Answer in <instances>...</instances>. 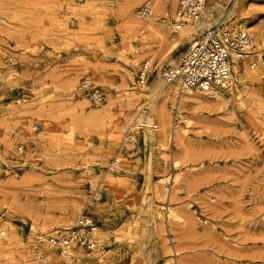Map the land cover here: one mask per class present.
Returning <instances> with one entry per match:
<instances>
[{"label": "rangeland", "instance_id": "1", "mask_svg": "<svg viewBox=\"0 0 264 264\" xmlns=\"http://www.w3.org/2000/svg\"><path fill=\"white\" fill-rule=\"evenodd\" d=\"M139 1L0 0V238L7 227L15 236L0 248V264H62L47 259L40 227L60 219L74 227L82 216L104 236L77 264H264V83L239 84L240 94L232 86L218 101L195 91L184 102L194 120L188 135L176 139L169 124L171 138L152 152L139 117L165 103L180 118L166 81L153 89L159 59L178 65L189 47L174 50L149 37L155 61L139 92L130 78L138 82L145 60L138 63L125 45L144 42L132 33L133 18L148 21L140 12L149 1L171 15L172 0ZM224 1L232 10L235 0ZM242 5L224 26L245 19L264 55V0ZM170 206L182 220L168 221Z\"/></svg>", "mask_w": 264, "mask_h": 264}, {"label": "bare ground", "instance_id": "2", "mask_svg": "<svg viewBox=\"0 0 264 264\" xmlns=\"http://www.w3.org/2000/svg\"><path fill=\"white\" fill-rule=\"evenodd\" d=\"M128 1V0H127ZM145 1V0H144ZM147 1V0H146ZM162 1V0H161ZM246 0H235V2L233 3L234 7L232 10H228L223 2H225L224 0H210L208 1V4L206 5L205 7V11L197 18L191 20L189 23H187V25L183 28H181L180 30H176L175 28V25L172 24L171 22H169V18L171 19V17L174 18V21H177V15H176V12H177V7H178V0H172V14L171 15H167V14H164V12H161L163 13L162 15H159L161 13H158L157 11H160L157 9V5H159L158 3L155 4V6L152 7V3L154 1H149V2H143L144 4L143 5H146L144 8L145 9H150L152 10V12L154 13L155 17H152L150 20L148 21H142V20H139L137 18H133V25L131 26L132 27V33L135 34V33H140L141 35H144V38H143V43L140 47H136L134 46L133 44H131V42H128V43H125L123 41V43H125V45L128 44V53L129 54H132V58L133 59H139L140 60H145L143 63H147L148 65H151V63L153 64V62L155 61V54H156V51H153V47L149 46V41L147 40L149 37H154L157 41H160V43L162 44V46L165 44V45H168L170 48L174 49L178 46H181V45H188V47L190 48V46L194 43L195 40H197L200 36H203L207 33L208 30H210L211 28L213 27H216L218 26L219 24H225L227 21H231L233 19V16L238 12V11H241L243 9V5L242 3L245 2ZM138 2L140 4V6L142 5V1H139ZM248 2V1H247ZM133 3V2H132ZM135 3V2H134ZM133 3V4H134ZM137 3V4H139ZM125 4V3H124ZM161 4V2H160ZM247 4V3H246ZM252 3H250L251 5ZM232 5V6H233ZM132 6V5H131ZM130 6V7H131ZM248 6V5H247ZM129 7V6H128ZM136 7V6H134ZM167 7V6H166ZM250 7V6H249ZM125 8V7H124ZM157 9V10H156ZM250 9V8H249ZM124 10V9H123ZM132 10V9H131ZM166 11V9H165ZM123 12V11H122ZM125 13V12H124ZM131 16H137L138 14L133 10L130 12ZM242 15V14H241ZM238 16V15H237ZM236 16V17H237ZM244 16V15H243ZM253 17V16H252ZM256 17V16H254ZM235 18V17H234ZM238 19V18H237ZM236 19V20H237ZM253 19V18H252ZM251 18L249 20H252ZM128 20V19H127ZM241 21L243 23H237L236 26H238V29H241L242 31H244L245 33L249 34L250 36H252V38H254V36L252 35V33H250L249 31V27H250V23H247L245 22V19L241 18ZM250 22V21H249ZM253 22V21H252ZM256 23V22H255ZM257 25V24H256ZM125 26V25H124ZM255 26V25H254ZM126 28V27H125ZM251 29V28H250ZM126 30V29H125ZM252 30V29H251ZM131 32V31H130ZM130 32H129V35H130ZM124 35V34H123ZM133 37V36H132ZM130 38H131V35H130ZM262 38V37H260ZM123 39V38H122ZM152 39V38H151ZM255 39V38H254ZM127 40V39H126ZM131 40V39H130ZM135 41V40H134ZM148 41V42H147ZM137 42V41H136ZM140 42H141V38H140ZM122 43V44H123ZM153 44V42H152ZM263 44V43H262ZM124 45V47H125ZM156 45V44H155ZM257 45L259 44H256V49H254V51H252V53H257V48H259ZM160 47V46H159ZM164 48V47H162ZM159 49V48H157ZM165 49V48H164ZM168 49V48H167ZM260 49V48H259ZM155 50V49H154ZM163 50V49H160V51ZM175 50V49H174ZM189 50V49H188ZM123 51V50H122ZM164 52L165 51H168V50H163ZM163 52V53H164ZM124 53L121 52V54ZM161 53L160 52V56H161ZM166 53V52H165ZM170 53V52H169ZM124 55V54H123ZM169 55V54H168ZM165 56V55H164ZM163 56V60L159 59L160 63L158 64V75H157V79H156V82L154 83V91L157 92V90L163 88V84H165V81H166V84L167 86L170 87V91L172 94H174V96H176V102H177V105H176V110H177V114L178 116H180V118L178 119H173V116L171 117L168 112L166 111V104H160L158 103V105H156L155 107H153V109H150L149 111L147 112H144L140 117H139V124L138 125H141L143 128H146L147 130V133H148V141H149V145L151 147V150L153 152V146L159 141H165V139H169L171 138V133H169V129H168V125L171 124L172 125V129L171 132H172V135L174 137H177L179 136H183L185 139L186 135H188V130L193 126L194 124V120L191 119V118H188L187 116H185V112L186 109H187V106L184 105V102H185V98L187 97H193L194 96V93L195 91H198L201 90L203 91V93H206L208 95H211L213 96L214 98L212 99H217L216 101L218 100H222L224 99L226 96H228L229 92L233 91V88H231L232 86L235 87V90L240 91L239 89V84L243 85L245 83H247L248 81H251L252 84L253 82L255 81H258V80H262L263 82V78H264V59L263 58H256V60L253 59V56H248L244 63L242 65H236L235 68H234V74H233V79H232V83L231 85H226L224 87H221V86H215V85H209V86H205V87H196V88H187V87H182L179 83L178 80L176 81H173V82H169L167 80V69L170 67V70L169 71H172V70H176L179 66V64L177 65V63L175 62V59L174 58H165ZM180 59V58H179ZM127 60V59H126ZM135 60H132V64L134 63L135 64ZM157 60V59H156ZM250 60H253L251 62H249ZM138 62V60H136ZM157 62V61H156ZM155 62V63H156ZM127 63V62H126ZM125 63V64H126ZM139 63V62H138ZM131 64V63H130ZM128 64V65H130ZM133 64V67H136L137 65H134ZM127 66V65H126ZM168 71V72H169ZM130 73V72H129ZM128 73V74H129ZM132 73V72H131ZM240 73V74H239ZM132 75V74H131ZM134 75V74H133ZM131 82L133 83V85L135 86V88L137 90H139V92H142L143 95H144V92H146V86L143 85L141 86L137 80L135 79L134 76H131ZM166 79V80H165ZM77 82V80L75 81ZM87 82H89L87 80ZM125 82H126V79H125ZM165 84V85H166ZM147 85V84H146ZM164 85V86H165ZM122 86V85H121ZM145 86V87H144ZM78 87V86H77ZM127 87V86H126ZM125 87V88H126ZM246 87V86H245ZM75 88V87H74ZM122 88V87H121ZM129 88V87H128ZM247 88V87H246ZM123 89H124V86H123ZM254 89V88H253ZM252 89V90H253ZM131 90V89H130ZM129 90V91H130ZM136 90V91H137ZM244 90V89H243ZM247 90V89H246ZM245 90V91H246ZM256 90V89H255ZM125 91V90H124ZM249 91V90H248ZM254 91V90H253ZM152 92V91H151ZM202 93V92H201ZM232 93V92H231ZM230 93V94H231ZM127 94V92H126ZM155 94V93H154ZM197 94V93H196ZM240 94V93H239ZM244 94V93H243ZM242 94V95H243ZM254 93L252 92V95ZM129 95V94H128ZM127 95V96H128ZM141 95V94H140ZM146 95V94H145ZM162 95V94H161ZM171 95V94H170ZM198 95V94H197ZM196 95V96H197ZM249 95V94H248ZM255 95V94H254ZM139 96V95H137ZM149 96V95H148ZM206 96V95H205ZM233 96V95H232ZM245 96V95H244ZM247 96V95H246ZM259 96V94L257 95ZM145 97V96H144ZM157 97V96H156ZM164 97V96H163ZM162 97V98H163ZM239 97V96H237ZM260 97V96H259ZM258 97V98H259ZM136 98V97H134ZM152 98V97H151ZM155 98V97H154ZM162 98H161V101H162ZM200 98V97H199ZM205 98V97H204ZM249 98V97H248ZM256 98V97H254ZM138 99V98H137ZM145 99V98H144ZM164 99V98H163ZM171 99V98H170ZM203 99V98H202ZM201 99V100H202ZM211 99V100H212ZM119 100V99H118ZM130 100V99H129ZM134 100V99H133ZM154 100V99H153ZM210 100V101H211ZM261 100V99H259ZM120 101V100H119ZM132 101V100H131ZM166 101V100H165ZM215 101V100H214ZM224 101V100H223ZM264 101V100H262ZM156 102V101H155ZM189 102V101H188ZM191 102V101H190ZM222 102V101H221ZM226 102V101H225ZM243 102V101H242ZM163 103V102H161ZM259 103V102H258ZM176 104V103H175ZM188 104V103H187ZM190 104V103H189ZM260 104H263L260 102ZM259 105V104H258ZM264 105V104H263ZM152 108V107H151ZM107 110V109H106ZM196 111V110H195ZM106 112V111H105ZM188 113V112H187ZM195 113V112H194ZM137 114V113H136ZM171 117V118H170ZM191 117V116H189ZM128 119V118H127ZM132 120V119H131ZM138 121V120H137ZM182 123H185V127H182ZM132 125V123H131ZM170 127V125H169ZM140 128V127H138ZM172 136V137H173ZM147 137V136H146ZM180 138V137H179ZM146 139V138H145ZM171 140V139H170ZM179 140V139H178ZM177 140V141H178ZM169 141V140H168ZM171 142V141H170ZM174 142V141H173ZM179 142V141H178ZM164 144V142H163ZM168 144V143H167ZM182 144V143H181ZM185 144V142H184ZM159 145V144H158ZM175 145H178L177 143ZM180 145V144H179ZM161 147V146H160ZM177 147V146H176ZM181 147V145L179 146V148ZM184 147V145H183ZM165 150V152L168 150L167 146H164L163 147ZM178 148V147H177ZM182 148V147H181ZM11 149V148H10ZM175 156L173 155V158ZM151 158V157H150ZM178 159L179 156H176L175 159ZM181 158V157H180ZM165 159V158H164ZM177 159L175 161H177ZM118 161V160H117ZM174 161V159H173ZM124 162V161H123ZM149 162H151L149 160ZM129 163V162H128ZM167 164V163H166ZM178 164V163H177ZM122 165V164H121ZM120 165V166H121ZM126 165V164H125ZM119 166V167H120ZM123 166V165H122ZM118 167V166H117ZM119 169V168H118ZM116 170V169H115ZM119 172V171H118ZM126 172V170H125ZM120 174V173H119ZM180 181H178L179 183ZM12 183V182H11ZM174 183V182H173ZM163 189V188H162ZM161 189V190H162ZM1 190V189H0ZM171 189H169V194H167V196H169V201L171 200V196H172V191H170ZM3 192V191H2ZM158 192V191H157ZM167 192V191H166ZM183 192V191H182ZM9 193V192H8ZM177 193V192H176ZM3 194V193H2ZM7 194V193H6ZM10 194V193H9ZM8 194V195H9ZM11 195V194H10ZM166 195V194H165ZM10 197V196H9ZM158 197V196H157ZM174 197V196H173ZM152 198V197H151ZM176 198V197H174ZM161 199V197H160ZM167 199V198H166ZM1 200V199H0ZM9 200V199H8ZM60 200V199H59ZM162 200V199H161ZM66 201V199H65ZM63 201V202H65ZM165 201V200H164ZM175 201V199H174ZM56 202V201H55ZM67 202V201H66ZM70 202V201H68ZM72 202V201H71ZM51 203V202H50ZM53 203V202H52ZM51 203V204H52ZM58 203V202H57ZM60 203V202H59ZM147 203V202H146ZM153 203V202H152ZM172 203V202H171ZM170 203V204H171ZM61 204V203H60ZM77 204V203H76ZM75 204V206H76ZM169 204V203H167ZM50 205V204H49ZM53 205V204H52ZM54 205H57L59 206V204H54ZM63 205V204H62ZM61 205V207H62ZM70 205V204H69ZM68 205V206H69ZM64 206V205H63ZM67 206V205H66ZM67 206V207H68ZM77 206H80L77 204ZM51 207V206H50ZM55 207V206H54ZM65 207V206H64ZM151 207V206H150ZM153 208V207H152ZM52 209V208H50ZM59 209V208H58ZM65 209H67L65 207ZM65 209H62L65 211ZM78 209V208H77ZM150 209V208H149ZM80 210V209H79ZM78 210V211H79ZM82 210V208H81ZM151 210V209H150ZM167 218H168V221H173V220H179L180 218H178L177 214H176V211L173 209V207H168L167 209ZM56 211V210H54ZM59 211V210H58ZM67 211V210H66ZM82 212V211H80ZM152 212V211H151ZM65 213V212H64ZM76 213V212H75ZM36 214V213H35ZM34 215V214H33ZM33 215L31 217H33ZM42 215V214H41ZM65 215V214H64ZM160 215H163V214H160ZM159 215V216H160ZM30 216V215H29ZM40 216V215H39ZM36 218V217H35ZM40 218V217H39ZM47 218V216H46ZM60 218V217H59ZM62 218V217H61ZM66 218V217H65ZM38 219V218H37ZM41 219V218H40ZM39 219V220H40ZM49 220V219H48ZM61 220V219H60ZM58 220V226H54V225H49V226H46V227H43L41 229L40 227V234L38 235V242L41 244V247H44V251L47 253V259L49 260H53V259H58L60 256L57 255V253L50 247V246H47L46 243H47V235L48 234H51L52 232L54 233H57L60 228H62V230H67V229H70L72 228L71 225L73 220H64L62 219V222L59 223ZM158 220V219H157ZM182 220V219H180ZM42 221V220H41ZM166 221V220H165ZM35 222V220H34ZM53 222V220H52ZM56 222V223H57ZM178 224V222H176ZM167 224V223H166ZM169 224V223H168ZM176 224V226H177ZM56 225V224H55ZM179 225V224H178ZM172 227V226H171ZM177 228V227H176ZM160 229V227H159ZM7 230H8V236L5 238V240H3V238L1 239L0 238V248L4 249L5 246L8 244H12L13 242V239H15V236L13 235L12 231L7 227ZM163 230V229H162ZM177 230V229H175ZM6 232V231H5ZM4 231H0V235L1 236H5L6 233ZM169 232V231H168ZM52 233V234H54ZM161 233V232H160ZM177 232H175L176 234ZM32 234V233H31ZM170 234V233H169ZM92 235L94 238H96L98 240V242L101 243V240L104 236L103 232L98 230V228H94L93 232H92ZM177 235V234H176ZM175 235V237H176ZM33 236V235H32ZM167 236V235H166ZM34 238V237H32ZM167 238V237H166ZM2 240V241H1ZM95 240V239H94ZM97 240H95V242H97ZM103 242V241H102ZM169 242V240H168ZM104 243V242H103ZM166 243V242H165ZM15 246V244H14ZM166 246V245H165ZM12 247V246H11ZM38 247V246H37ZM169 248V247H167ZM166 248V249H167ZM28 249V248H27ZM30 250V249H29ZM169 251V250H167ZM41 253V252H40ZM8 254V253H7ZM172 254V253H171ZM170 254V255H171ZM73 255L74 256H83V251L79 250V251H74L73 252ZM174 257V256H172ZM46 259V260H47ZM173 259V258H172ZM48 261V260H47ZM54 261V260H53ZM44 262V261H43ZM42 262V263H43ZM5 263V262H4ZM47 263V262H46ZM34 264V263H33ZM52 264V262H51ZM82 264V263H81ZM177 264H181V263H177Z\"/></svg>", "mask_w": 264, "mask_h": 264}, {"label": "built area", "instance_id": "3", "mask_svg": "<svg viewBox=\"0 0 264 264\" xmlns=\"http://www.w3.org/2000/svg\"><path fill=\"white\" fill-rule=\"evenodd\" d=\"M208 0H178L177 21H174L176 30L185 27L191 20L199 17L204 11ZM142 18L150 20V9L140 12ZM256 49L255 39L238 28L226 27L219 24L211 28L203 36H200L190 46L186 55L176 70L169 71L167 80H178L182 87L196 88L209 85H231L234 68L242 65L248 56ZM264 59L263 54H259ZM151 65L142 63L138 71V83L146 85L150 78ZM264 83V78H263ZM99 95H94L98 101ZM95 221L90 216H82L74 227L58 231L48 238L50 247L59 253L63 259L62 264H77L74 251L92 253L97 249V243L92 236ZM40 261H44L43 255H38Z\"/></svg>", "mask_w": 264, "mask_h": 264}]
</instances>
